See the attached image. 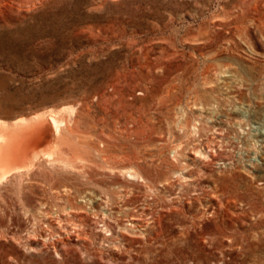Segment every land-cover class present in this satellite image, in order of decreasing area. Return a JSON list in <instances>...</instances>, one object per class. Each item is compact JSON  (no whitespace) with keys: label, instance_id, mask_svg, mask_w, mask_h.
Returning a JSON list of instances; mask_svg holds the SVG:
<instances>
[{"label":"rangeland","instance_id":"374dc122","mask_svg":"<svg viewBox=\"0 0 264 264\" xmlns=\"http://www.w3.org/2000/svg\"><path fill=\"white\" fill-rule=\"evenodd\" d=\"M69 107L0 264H264V0H0V118Z\"/></svg>","mask_w":264,"mask_h":264},{"label":"bare ground","instance_id":"6f19581e","mask_svg":"<svg viewBox=\"0 0 264 264\" xmlns=\"http://www.w3.org/2000/svg\"><path fill=\"white\" fill-rule=\"evenodd\" d=\"M66 111L73 108L50 110L13 121L0 118V182L34 169L41 161L72 169L84 165L83 158L76 157L78 149L71 139L72 132H68L70 120L64 116ZM122 170L123 174L141 177L138 170Z\"/></svg>","mask_w":264,"mask_h":264}]
</instances>
